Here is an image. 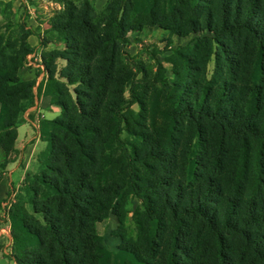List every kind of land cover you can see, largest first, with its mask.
Segmentation results:
<instances>
[{
    "label": "rangeland",
    "instance_id": "1",
    "mask_svg": "<svg viewBox=\"0 0 264 264\" xmlns=\"http://www.w3.org/2000/svg\"><path fill=\"white\" fill-rule=\"evenodd\" d=\"M91 1L95 11L104 16L108 0ZM183 1L177 3L173 0L178 7L174 16L182 13L183 22L179 17L165 19L166 23L176 26L182 23V33L148 22L140 29L127 32L124 39H116L115 69L104 99L111 108L103 112L102 102L97 107L101 113V119L97 121L105 128L104 137L111 140V165L116 169L126 167L132 176L128 180L129 187L120 194L122 196L119 195L116 202L113 201L99 218L90 223V235L96 244L90 248L92 264L103 262L100 250H106L110 263L115 264L116 254L124 248L143 264H167L173 222L169 214L165 215L158 230L159 236H155L148 206L156 209L164 198L162 193L172 186L179 184L184 192L196 193L204 188L205 180L218 182L223 198L235 204L230 214L232 220L241 216L246 206L264 200V70L260 74L254 69L258 61L264 66V36L258 37L257 33H248L246 29L233 37L216 36L209 29L188 31L186 22L190 18L202 17L201 13L193 11L195 1L201 3L202 0ZM204 1L206 6L211 5L210 0ZM63 9L62 0L0 1V22L9 24L15 36L28 28L30 33L49 39L41 54L53 49L63 51L65 41L50 32L56 14ZM258 11L262 18L257 21H262L264 0L259 1ZM106 53L109 55L110 50ZM30 60L32 63L28 67L43 62L34 57ZM28 62L26 59L25 65ZM56 64L59 74L67 66V61L57 58ZM46 80L41 85H45ZM186 80L195 83L192 93L198 89L201 91L198 86L203 84L214 90L223 81L232 83L231 94L235 98L233 121L237 132L208 123L198 115L196 119L201 124L186 117L171 119L167 115L166 109L173 100L170 94ZM85 87L80 81L69 85L73 98L76 97V88ZM196 96L200 97L199 93ZM189 97L184 93L182 99ZM93 98L95 101L99 99ZM86 102L91 103L88 99ZM105 116L106 119L102 120ZM93 119L85 115L79 121L94 127L97 122ZM248 127L253 128L255 134L250 133ZM14 150L8 156L0 154V170L5 160L13 157ZM40 169L39 166L36 171L28 172L29 175L26 174L19 185L10 189L0 201L5 215L1 216L4 219L1 227L6 231L9 229L11 236L7 244L0 245V256L9 255L13 247L11 220L4 209L9 210L18 201L27 202L29 182ZM211 197L217 196L212 194ZM27 207L31 210L29 204ZM36 215L42 217V214ZM183 221L179 247L170 264H220L217 240L201 220L187 217ZM252 230L258 231L264 239V222L256 224ZM223 237L226 264H261L252 247L244 242L242 230L227 227L223 230ZM6 245L9 247L5 253ZM262 247L264 242L259 249ZM0 264L13 263L0 257Z\"/></svg>",
    "mask_w": 264,
    "mask_h": 264
},
{
    "label": "trees",
    "instance_id": "2",
    "mask_svg": "<svg viewBox=\"0 0 264 264\" xmlns=\"http://www.w3.org/2000/svg\"><path fill=\"white\" fill-rule=\"evenodd\" d=\"M259 1L210 0L209 7L204 0L201 3L195 1L193 11L201 13L202 17L190 18L186 22L188 31L209 29L216 36L233 37L246 29L248 33L263 37L264 19L257 21L261 16ZM62 3L64 9L56 14L50 32L62 38L66 48L42 52L48 73L44 93L60 106L61 112L57 117L41 122V136L46 145L38 155L41 169L29 182L27 202L18 201L9 210L4 209L10 216L13 239L8 256L16 264H92L90 248L96 244L90 235V223L117 201L129 187L128 180L132 176L126 167L116 169L111 165V140L104 137L105 128L97 121L101 119L97 107L102 102L103 112L111 108L104 99L115 69L116 39H124L127 32L140 29L148 22L162 24L176 33H182L183 28L182 23L176 26L165 22L168 17L184 20L182 13L174 16L178 7L173 0H108L106 14L102 17L95 11L91 0H62ZM30 32L25 28L22 34L15 36L9 24L0 22V154L6 156L15 149L22 102L34 96L35 81L23 80L20 76V69L33 50L27 42ZM49 41L41 38L40 44L46 47ZM108 50L109 55H105ZM57 58L67 61V66L59 74ZM254 69L263 74L264 66L258 61ZM78 81L86 87L76 88L74 99L69 85ZM193 84L194 81L186 80L170 94L173 100L166 109L167 115L171 119L186 117L201 124L196 119L198 115L208 123L237 132L233 121L235 98L231 94L232 83L223 81L214 90L203 84L198 86L201 91L198 89L192 93ZM184 93L190 97L182 99ZM93 97L99 99L95 101ZM87 99L91 103H87ZM85 115L94 118L97 124L89 127L82 123V119L79 121ZM105 119L106 116L102 118ZM246 129L255 134L253 128ZM5 162L0 170V180ZM202 187L194 193L184 192L179 184L172 186L162 193L164 198L156 209L148 206L147 214L155 236H159L158 230L165 215L169 214L173 222L167 264L174 260L173 254L182 237L181 226L187 217L199 218L216 238L220 264H226L223 230L227 227L242 230L244 242L264 264V247L259 249L264 239L258 231L252 230L256 224L264 222V200L246 206L244 213L232 220L230 214L235 204L223 198L220 184L205 180ZM212 194L217 197L213 199ZM36 214H42V217ZM100 252L104 259L101 264H111L108 252ZM130 252L122 249L116 254L115 264H143Z\"/></svg>",
    "mask_w": 264,
    "mask_h": 264
},
{
    "label": "crops",
    "instance_id": "3",
    "mask_svg": "<svg viewBox=\"0 0 264 264\" xmlns=\"http://www.w3.org/2000/svg\"><path fill=\"white\" fill-rule=\"evenodd\" d=\"M0 1L8 2L10 0ZM41 38L34 32L30 33L27 38V42L33 50L26 57V59L29 60L28 64H24L20 69V76L23 80L35 81L33 87L34 96L22 102V111L17 121L18 134L15 140L14 155L7 161L5 167L6 173L0 180V201L8 195L10 189L19 185L28 172L36 171L40 166L38 155L46 145V142L41 136V122L43 120L53 119L61 112L60 106L51 101V97L44 93V85H41V82L45 81L48 75L43 62L28 67L32 63L30 58L34 57L37 60L42 59L41 51L44 47L40 44ZM1 216L5 215L0 206V245L7 244V239L11 237L9 235V229L6 231L1 227L4 221ZM8 247L9 246L6 245L4 250L5 253ZM0 257L8 258L9 261L16 264L8 255H2Z\"/></svg>",
    "mask_w": 264,
    "mask_h": 264
}]
</instances>
